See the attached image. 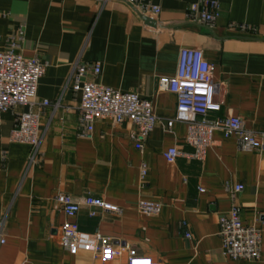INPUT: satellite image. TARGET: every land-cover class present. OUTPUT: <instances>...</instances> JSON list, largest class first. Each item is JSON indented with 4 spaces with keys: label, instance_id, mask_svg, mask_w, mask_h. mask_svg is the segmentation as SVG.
Wrapping results in <instances>:
<instances>
[{
    "label": "crops",
    "instance_id": "1",
    "mask_svg": "<svg viewBox=\"0 0 264 264\" xmlns=\"http://www.w3.org/2000/svg\"><path fill=\"white\" fill-rule=\"evenodd\" d=\"M148 1L159 14L127 0H0V51L14 40L24 56L47 65L33 103L0 118V264H126L130 248L164 264H264V151L243 152L217 131L206 159L191 157L187 123L167 126L177 96L159 90L162 77L176 76L181 49H200L222 103L210 118L241 117L264 141V0ZM200 1L220 3L213 27L188 19L190 5ZM77 62H99L97 82L153 101L159 121L142 150L129 121L98 120L92 138L82 136V93L70 81ZM44 100L51 105L43 107ZM21 112L40 114L35 158L31 145L11 140ZM173 146L182 154L171 164L163 154ZM239 184L243 190L235 193ZM59 193L81 204L76 216L64 213ZM89 195L119 211L87 206ZM141 200L160 202L161 213L143 215ZM234 205L244 224L262 230L258 260L223 254L219 217ZM66 223L111 237L123 252L103 261L90 250L68 251L60 242Z\"/></svg>",
    "mask_w": 264,
    "mask_h": 264
},
{
    "label": "built area",
    "instance_id": "2",
    "mask_svg": "<svg viewBox=\"0 0 264 264\" xmlns=\"http://www.w3.org/2000/svg\"><path fill=\"white\" fill-rule=\"evenodd\" d=\"M137 6L143 13L159 14L160 7L148 0H127ZM188 19L213 27L220 17V3L217 1H200L190 5ZM20 32L19 39H23ZM19 46L13 40L11 47L0 51V118L20 105L32 104L37 97L41 77L46 71V63L39 58H29L18 51ZM101 73L99 62H77L70 77L76 91H81L79 105V125L84 137L92 138L95 123L108 119L117 126L131 122L136 127L132 138L137 149L142 150L145 142L159 121L154 110L153 101L142 97L136 92H123L97 82ZM159 90L170 91L177 96L176 117L167 122L171 128L175 121L188 125L187 142L195 149L191 157L204 160L214 145V133L221 131L226 138H235L238 147L243 152L264 151V141L258 135L246 128L241 117L225 116L210 118L213 112H220L222 103L216 100V83L213 78V65L206 59L200 49L183 48L180 51L178 70L175 77H162L159 80ZM43 107L51 105L44 100ZM11 140L29 144L33 147V158L39 153L42 141L40 132V114L21 112L16 117L15 128ZM182 153L176 147H170L164 152L168 163H175ZM148 167L143 165L142 177L147 175ZM243 190L242 185H236L235 193ZM200 191L204 189L200 188ZM56 201L69 217L76 216L81 204L71 195L59 193ZM85 204L106 211H119V208L104 199L87 196ZM138 210L146 216L159 215L162 211L160 202L141 200ZM91 215H96L92 212ZM219 234L223 241L224 256L233 260H258L262 254V230L253 225L243 223L241 207L234 205L232 209L219 217ZM1 232V230H0ZM187 237H191L187 233ZM61 244L70 252L90 250L99 255L103 261H111L123 252L116 249L111 237L95 233H82L77 226L66 223L62 227ZM5 243L0 233V244ZM126 264H164L150 256L141 255L136 249H128Z\"/></svg>",
    "mask_w": 264,
    "mask_h": 264
},
{
    "label": "water",
    "instance_id": "3",
    "mask_svg": "<svg viewBox=\"0 0 264 264\" xmlns=\"http://www.w3.org/2000/svg\"><path fill=\"white\" fill-rule=\"evenodd\" d=\"M129 4H131L129 1H127ZM133 5V4H132ZM134 6V5H133ZM143 17H144V19L146 20V21H148L149 23H154V21L153 20H151V19H149L148 17H145L144 15H143Z\"/></svg>",
    "mask_w": 264,
    "mask_h": 264
}]
</instances>
